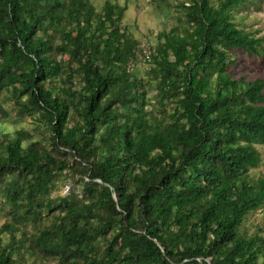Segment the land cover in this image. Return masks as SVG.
Instances as JSON below:
<instances>
[{"label":"trees","instance_id":"obj_1","mask_svg":"<svg viewBox=\"0 0 264 264\" xmlns=\"http://www.w3.org/2000/svg\"><path fill=\"white\" fill-rule=\"evenodd\" d=\"M243 2L180 4L146 84L129 72L139 43L119 5L0 0V118L49 133L45 145L31 130L0 133V264H19L25 239L56 264H260L264 240L240 231L264 206V179L249 177L264 80L230 74L263 42L234 23ZM148 88L166 108L154 122ZM60 181L72 189L52 198Z\"/></svg>","mask_w":264,"mask_h":264},{"label":"rangeland","instance_id":"obj_2","mask_svg":"<svg viewBox=\"0 0 264 264\" xmlns=\"http://www.w3.org/2000/svg\"><path fill=\"white\" fill-rule=\"evenodd\" d=\"M191 0H89L97 11H102L109 4L119 5L124 9V18L122 27L126 28L131 37L138 41L139 51L137 58L130 63L129 72L133 78L139 79L144 83H149L148 72L151 68V62L145 59V52H153L158 43L159 36L164 32H170L173 28L181 24V19L185 13L179 8V5L185 3L189 5ZM214 4H218V0H214ZM234 23L237 27L256 39H263L262 47L259 55L253 58L246 54L238 53L233 60L236 64L231 66L230 74L240 78L264 80V0H244L239 9L233 12ZM192 28H190V31ZM144 51V54H143ZM67 60L68 57L66 56ZM148 86V85H147ZM145 90V88H144ZM146 100L148 101L145 111L150 115V121L154 122L157 118L164 116L166 108L161 107L156 97V92L152 88L146 90ZM7 96V93L5 94ZM6 97L3 99L5 110H10L13 104L11 99ZM37 128L36 121L32 117L16 119L14 114L9 119L0 118V133L15 134L18 130L26 129L34 131ZM42 132L49 134L43 128L39 132L34 131L35 141H41L42 145L49 144L44 142ZM261 155V161L257 168L250 171V180L257 181L264 179V145H256ZM70 182H58V189L52 193V198L58 196H67L71 191ZM70 188V190H69ZM0 203H2L0 199ZM9 221L7 209L0 204V228ZM241 233L246 232L248 236L257 235L264 240V206L251 212L246 218ZM20 237V234L18 235ZM4 242L8 243V235L3 236ZM264 250V247H262ZM15 258L19 264H56L52 259L42 258L35 250L28 245L25 239L21 250L16 253ZM264 263V253L260 255V264Z\"/></svg>","mask_w":264,"mask_h":264},{"label":"built area","instance_id":"obj_3","mask_svg":"<svg viewBox=\"0 0 264 264\" xmlns=\"http://www.w3.org/2000/svg\"><path fill=\"white\" fill-rule=\"evenodd\" d=\"M146 53V55L144 54V52H143V54H144V57H145V59H147V60H150V52H145Z\"/></svg>","mask_w":264,"mask_h":264}]
</instances>
